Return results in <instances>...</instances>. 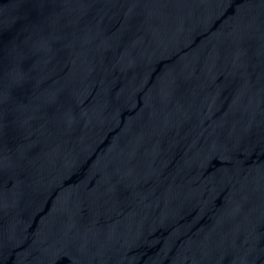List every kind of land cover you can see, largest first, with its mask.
Here are the masks:
<instances>
[{
	"label": "water",
	"instance_id": "water-1",
	"mask_svg": "<svg viewBox=\"0 0 264 264\" xmlns=\"http://www.w3.org/2000/svg\"><path fill=\"white\" fill-rule=\"evenodd\" d=\"M0 264H264V0H0Z\"/></svg>",
	"mask_w": 264,
	"mask_h": 264
}]
</instances>
